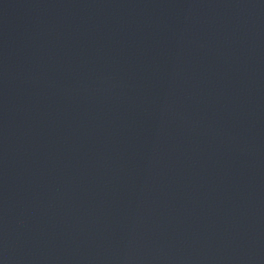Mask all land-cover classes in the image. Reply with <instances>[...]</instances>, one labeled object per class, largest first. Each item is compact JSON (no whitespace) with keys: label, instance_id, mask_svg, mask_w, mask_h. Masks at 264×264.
Returning <instances> with one entry per match:
<instances>
[{"label":"water","instance_id":"water-1","mask_svg":"<svg viewBox=\"0 0 264 264\" xmlns=\"http://www.w3.org/2000/svg\"><path fill=\"white\" fill-rule=\"evenodd\" d=\"M0 264H264V0H0Z\"/></svg>","mask_w":264,"mask_h":264}]
</instances>
